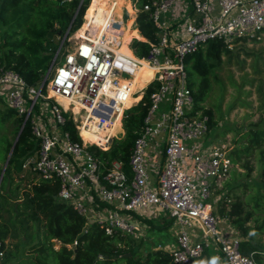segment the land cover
<instances>
[{"label":"built area","instance_id":"built-area-1","mask_svg":"<svg viewBox=\"0 0 264 264\" xmlns=\"http://www.w3.org/2000/svg\"><path fill=\"white\" fill-rule=\"evenodd\" d=\"M108 7L102 23L96 26L93 19L80 32L84 19L73 46L66 53L58 50L39 87L0 68V97L25 118L24 124L30 122L39 144L35 156L24 161V172L59 179V197L108 234L144 237L146 226L134 213H167L178 225L170 264H210L204 256L210 244L224 264H257L242 253L236 229L222 228L212 201L233 162L228 146L209 138V116L195 105L185 59L209 40L223 39L232 47L237 38L264 35V0H149L143 11L158 42L147 40L150 48L141 57L131 45L146 39L126 36L130 26L136 28L135 12H129L128 23L125 9L120 18L115 16L114 0ZM143 67L151 75L136 82ZM152 83L151 104L130 156L131 176L118 161L103 168L87 147L110 148L123 130L125 112ZM67 119L74 121L82 142L63 129ZM83 131L98 140L87 141ZM96 198L111 207H101Z\"/></svg>","mask_w":264,"mask_h":264},{"label":"trees","instance_id":"trees-1","mask_svg":"<svg viewBox=\"0 0 264 264\" xmlns=\"http://www.w3.org/2000/svg\"><path fill=\"white\" fill-rule=\"evenodd\" d=\"M148 1L133 0L138 9L136 27L146 39L132 42L134 53L140 57L148 52V41L158 42L156 29L148 13L143 11ZM91 2L0 0V68L12 69L28 85L39 87L50 73L64 38L60 54L68 51L65 47L67 38L82 27ZM261 41L260 34L237 38L230 47L223 39H213L186 57L188 86L193 92L196 107L209 116L210 133L218 125V111L214 103L210 107L206 104L216 84L223 86V93L225 87L218 71L234 63L243 68L245 60L240 56L244 53L248 57L255 55L247 44ZM62 58L60 55L57 62ZM255 72H261L258 65ZM48 81L42 89L44 94L47 93ZM155 87L156 84L152 83L143 99L125 112L122 138H116L108 149L94 144L87 147L102 162L103 168L118 161L131 176L132 148L148 113ZM258 88L261 92V85ZM0 102L5 103L2 97ZM24 121L25 118L18 116L7 104L6 109L0 110V253L3 252L0 264H170L171 253L168 250L150 248L144 251V238L108 234L96 222L88 224L87 218L79 214L70 202L59 197V179H45L34 171L23 178L24 161L39 150L30 122L24 124ZM63 129L70 133L73 141L82 142L72 119L66 120ZM10 134L13 137H9ZM234 142L236 146L229 153L233 164L244 169L245 176L250 177L255 169H259L260 178L264 177V117L239 130ZM232 175L239 178L243 174L234 170ZM226 183L228 186L229 182ZM241 186L245 191L250 184L240 183L220 190L218 215L232 222L241 237L242 253L253 257L257 264H264V193L251 196L252 208L248 210L237 193ZM96 200L103 208L111 207L98 198ZM142 219L152 224L151 219ZM12 227L18 231L23 229L24 237L10 245ZM127 253L131 255L127 256Z\"/></svg>","mask_w":264,"mask_h":264},{"label":"rangeland","instance_id":"rangeland-1","mask_svg":"<svg viewBox=\"0 0 264 264\" xmlns=\"http://www.w3.org/2000/svg\"><path fill=\"white\" fill-rule=\"evenodd\" d=\"M114 1L116 9H120L122 11L127 9L126 18L128 23H130L131 19L129 12H135V15L133 16H135V19L137 18L138 9L134 5L133 0ZM105 7L109 9L108 4ZM126 34L142 38V36L139 34V31H136L135 34L132 32L131 26L127 29ZM75 36L76 34L67 39L65 44L66 49L73 46ZM261 37V42L247 44V48L255 52V55L248 57L244 53L240 56V59L245 60L243 68H240L238 64L234 63V65L223 66L222 69L218 71V75L225 85L224 93L223 86L216 84L212 93V97L206 104L207 107H210L214 103L218 111V125L210 133L209 138L211 141L216 140L224 143L226 146H228L229 153L236 146L234 138L237 132L248 126L250 123L257 122L262 117H264V105L263 107L261 106V104H264V35H261ZM261 56L262 58L260 60L257 59V57L260 58ZM257 65L261 69L260 73L255 72V67ZM260 85L262 87L261 92L258 88ZM4 109H6V103L0 102V110ZM85 135L87 137L84 135L83 137H85L87 141L97 140L95 138L97 136H94V134H91L90 132ZM117 135L119 138H122L124 136V129H120ZM9 137L13 136L10 134ZM234 170L241 172L243 175H241L239 178L237 176L234 177V175H232ZM259 175V169H255L250 177L245 176L244 169H241L239 165L233 164L229 176L226 177V179L215 190L212 201L214 203L219 202V199L222 196L220 190L224 191V188L226 187L228 188L229 186H234L240 183H248L250 186L245 191V187L241 186L237 190V193L242 197L246 208L251 210V196L258 195L259 192L264 193V177L260 178ZM28 176H30L29 172H26L23 178H27ZM226 182H229L228 186H226ZM232 200H234V198H232ZM156 215L149 216L152 220V224H147L148 227L146 235L144 237H139L144 238L145 240L144 251L150 248H157L159 246L167 247L176 241V230L170 229L169 225L166 226L165 224V220L170 221L172 218L168 214H163V212H160ZM223 219H226L227 223L232 224V222H230V220L227 218ZM12 232L13 235H11V238L8 241L10 245L18 243L19 239L24 237L23 229L18 231L12 227ZM14 235H17V237Z\"/></svg>","mask_w":264,"mask_h":264},{"label":"crops","instance_id":"crops-1","mask_svg":"<svg viewBox=\"0 0 264 264\" xmlns=\"http://www.w3.org/2000/svg\"><path fill=\"white\" fill-rule=\"evenodd\" d=\"M159 213L160 212H158V211L146 209V210H141V211H139L133 215L134 218H136V219L138 218V220L142 221V223L145 224L146 228H145L144 236L147 233V227H148L147 224L148 223L144 222L142 218L151 219L149 216H151V215L155 216L156 214H159ZM136 214L139 216H136ZM163 214H167V213L163 212ZM156 217H157V215H156ZM220 223H221L222 228H224L226 230L228 228H233V225L231 223H227L226 219L224 220L223 218H220ZM165 224H166V226L169 225L170 229L176 230V234L178 233V225L175 223V220L173 222L165 220ZM176 243H177V237H176V241L174 243H172L171 245H168L167 247L166 246L165 247L159 246L157 248H162V249L168 250L170 252L175 247ZM204 256L210 262V264H224V258L222 257V255L219 253V251L217 250V248L213 244H210L208 247H206L205 252H204Z\"/></svg>","mask_w":264,"mask_h":264},{"label":"bare ground","instance_id":"bare-ground-1","mask_svg":"<svg viewBox=\"0 0 264 264\" xmlns=\"http://www.w3.org/2000/svg\"><path fill=\"white\" fill-rule=\"evenodd\" d=\"M108 1L109 0H92L91 6H90L89 10L87 11V14H86V17H85L86 23L84 24V26H83V28L81 29L80 32L85 31L87 29L88 22L93 20V19H94V23H95L96 26H98L100 23H102L105 20L106 14L109 12V9H107L105 7L108 4ZM121 11L122 10L115 8V10H114L115 16L120 18L122 16V12ZM136 31H138V29H136L135 27L132 26V32L135 34ZM129 34H126V36H128L127 37L128 40L130 39V36H131ZM150 75H151V72L143 67L141 75L137 77L136 82H138V81L145 82L146 79H148ZM87 133L88 132L83 131L82 132V136L83 135L86 136L85 134H87ZM95 138L98 140L97 137H95Z\"/></svg>","mask_w":264,"mask_h":264},{"label":"water","instance_id":"water-1","mask_svg":"<svg viewBox=\"0 0 264 264\" xmlns=\"http://www.w3.org/2000/svg\"><path fill=\"white\" fill-rule=\"evenodd\" d=\"M62 48V43H61V45H60V47H59V50ZM6 168V166L4 167V169ZM127 256H130L131 255V253H127L126 254Z\"/></svg>","mask_w":264,"mask_h":264}]
</instances>
